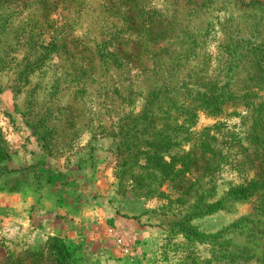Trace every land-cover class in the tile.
I'll use <instances>...</instances> for the list:
<instances>
[{
	"label": "rangeland",
	"instance_id": "374dc122",
	"mask_svg": "<svg viewBox=\"0 0 264 264\" xmlns=\"http://www.w3.org/2000/svg\"><path fill=\"white\" fill-rule=\"evenodd\" d=\"M109 1L113 7L102 9L103 14L97 8L99 0H90L78 15H66L74 23L73 36L88 40L109 38V33L120 26L123 10L135 14L141 7V12L156 13L166 20L156 22L142 39L130 37L124 50L181 56L187 58L181 71L206 74L224 67L226 51L232 44L250 50L264 43V12L248 11L251 2L261 0ZM46 20L62 25V0H0L3 53L16 56L4 48L13 43L23 22ZM148 38L153 42H146ZM40 40L41 43L36 40L33 53L23 47V52H30V62L16 60L13 64L19 62L14 69L0 66V196L14 195L19 203L16 220L7 222L0 217V237L15 252L6 257L0 245V263L50 260L42 248V252H22L25 248L20 241L23 235L30 234L31 242L42 241L47 235L60 239L74 264H191L193 254L213 259L214 251L222 250L228 242L240 243V221L250 213L251 201L226 203L223 209L190 219L188 228L203 237L196 243L192 233H179L174 225L184 212L177 205L179 177L169 179L180 169L175 163L177 156L184 154L189 159L191 138L177 145L179 137L174 140L171 135L166 149H131L122 167L109 132L119 116L117 110L127 109L118 101L109 109L97 96L98 85L85 84L81 78L79 60L66 61L62 53L47 52L46 35ZM242 65L248 66L245 62L239 64ZM13 70L16 74L12 77L9 72ZM241 81L238 87H256L246 79ZM258 89L261 88L256 87L250 108L242 103L226 106L216 119L201 117L196 130L218 122L224 125L220 140L227 141L231 136L228 133H232V138L244 141L253 126L264 148V106H258L264 98L257 97L263 95ZM259 115L263 118L256 123ZM226 147L223 144L221 149L229 158L232 150ZM147 155H151V162L143 159ZM206 157V175L200 177L199 168L204 163L196 162L183 172L184 187L197 178L204 188L212 181L218 197L240 183L227 170L226 159L215 170L213 155ZM159 158L169 165L165 172L159 169ZM135 159L140 160L139 166L133 165ZM117 238L127 251L115 243Z\"/></svg>",
	"mask_w": 264,
	"mask_h": 264
},
{
	"label": "trees",
	"instance_id": "16d2710c",
	"mask_svg": "<svg viewBox=\"0 0 264 264\" xmlns=\"http://www.w3.org/2000/svg\"><path fill=\"white\" fill-rule=\"evenodd\" d=\"M87 1L90 0H62V25L53 20H46L44 23L23 22L24 26L21 27L20 33H16L13 43L9 42L4 48L14 52V57L3 53L0 39L1 68L7 66L14 69L19 61L30 62V52H23V47L24 50L26 47L32 53L35 52L36 40L41 43L40 38L43 35L48 39L45 45L49 49L47 52L62 53L66 61L77 58L81 64L79 73L85 84L95 82L98 85V98L102 99L109 109L113 108L112 104L116 101L127 109L122 112L117 110L119 116H116L109 132L113 150L116 156L122 158V167L131 149H166L170 146L168 140L170 141L171 135L173 138L179 137L178 140L174 138L177 145L191 138L189 159L184 154L177 156L175 163L180 169H176L169 179L171 181L175 176L179 177L180 186L176 187L179 196L177 205L184 214L174 223L177 231L182 234L192 233V240L196 243L203 237L188 228L190 219L223 209L226 203L252 202L250 213L240 221L242 241L228 242L229 245L222 250L218 248L214 251L213 259L193 254L190 257L191 264H264V148L259 144L255 129L252 126L244 141L239 140L237 136L232 138V133H228L231 136L227 141L220 140L224 125L218 122L203 125L196 130L201 117L216 119L224 112L226 106L242 103L250 108V100L256 96L257 86L262 89L258 90L263 92V95L257 97L264 98V43L252 46L250 50L237 43L232 44L226 51L228 59L225 60L224 67L214 73L181 71L180 67L187 58L149 53L134 54L124 50L130 37L142 39L145 32L155 27L156 22L166 20L156 13L141 12V7H138L135 14L131 13L132 10H123L119 17L121 24L109 33V38L88 40L79 39L80 36L74 37V23L70 22L66 15H78ZM112 7L109 0H99L97 3L99 12L102 9L111 10ZM253 10L264 12V0L251 2L248 11ZM115 13L117 10H114L112 15L115 16ZM253 14L256 15L254 12ZM146 40L153 42L149 38ZM16 60L19 61L15 65L13 63ZM242 62L248 64L246 68L242 65L245 71L239 66ZM15 74L14 70L9 72L12 77ZM242 79L254 83L256 87L244 84L238 87L237 84L241 83ZM139 101L141 102L138 106L136 104ZM258 106H264V101ZM261 116L263 115L256 117V123L263 118ZM223 144L232 150L229 151V158L223 155ZM207 154L214 157L213 169L219 170L221 161L226 159L227 170L240 180V183L230 186L218 197L214 194L215 185H212L209 179L210 183L206 184L205 188L198 182V178L189 186L186 185V188L182 182L183 172L189 170L191 165L197 164L196 162L204 163L203 167L199 168L200 177H204L209 170ZM145 157V162H151V155ZM139 161L135 159L133 165L139 166ZM159 161V169L165 172L169 165L161 158ZM167 175L166 172L165 176ZM30 236L31 234L23 235L20 242L25 249H22V252L43 250L49 253L50 260H29L30 263L26 264H74L70 253L57 237L47 235L43 236L42 241L31 242ZM6 242L0 237V245L7 257L15 252L9 249ZM8 242L18 244L17 241ZM23 261L25 260H5L0 264H18Z\"/></svg>",
	"mask_w": 264,
	"mask_h": 264
},
{
	"label": "crops",
	"instance_id": "0c3cea01",
	"mask_svg": "<svg viewBox=\"0 0 264 264\" xmlns=\"http://www.w3.org/2000/svg\"><path fill=\"white\" fill-rule=\"evenodd\" d=\"M17 201L18 198L14 195L0 196V217H2L4 221L12 222L18 218L19 203ZM1 227L2 224H0V229Z\"/></svg>",
	"mask_w": 264,
	"mask_h": 264
},
{
	"label": "built area",
	"instance_id": "2783aa9c",
	"mask_svg": "<svg viewBox=\"0 0 264 264\" xmlns=\"http://www.w3.org/2000/svg\"><path fill=\"white\" fill-rule=\"evenodd\" d=\"M115 243H116L120 248H122L123 251H127L126 248H125L126 246H124V244H123V242H122V240H121L120 238H117L116 241H115Z\"/></svg>",
	"mask_w": 264,
	"mask_h": 264
}]
</instances>
